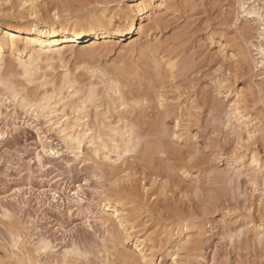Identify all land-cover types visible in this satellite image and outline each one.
<instances>
[{"label": "bare ground", "instance_id": "obj_1", "mask_svg": "<svg viewBox=\"0 0 264 264\" xmlns=\"http://www.w3.org/2000/svg\"><path fill=\"white\" fill-rule=\"evenodd\" d=\"M35 1L19 0L13 6L12 17L23 18L22 24L0 23V98H11L19 107L46 118L51 127L55 126L64 134L70 147L97 164L108 182L100 196L104 211L102 221L107 231L102 249L92 258L91 250L75 247L65 250L64 258L72 260V264H79L83 257L84 264H158L161 259L156 262L155 256L167 243L166 252L173 257L171 264H188L195 225L199 221L196 217L199 205L193 200L186 204L184 199L174 198V188L177 180L190 178L196 183L193 185L197 192L201 191L200 180L206 174L202 176L200 171L207 169L196 139L203 127L211 126L212 133L220 130L221 125L214 122H217L221 107L228 118L227 126L236 137L241 139L243 129L247 130L248 138L261 132L262 148L254 147L256 149L249 154L236 146L235 152L231 150L234 154L231 161L227 160V170L217 164L214 168L211 166L212 170L209 168L208 174L212 173L220 185L215 188L209 183L205 192L200 193L208 203L205 207L215 208L221 196L229 191L232 174L227 177L226 171H232L234 176L244 174L253 182L260 175L264 177V160L261 159L264 113L258 111L261 117H253L248 111L250 102L253 107L259 103L264 109V0H237L235 23L240 18L244 20L239 33L243 35L246 47L238 45L236 48L223 29L206 32L205 41L210 47L217 46L212 53V56L220 57L217 62L228 61L230 64L234 57L240 60L233 64L235 68L226 62V78L212 75L211 81L199 93L202 97L197 99L201 101L196 100L199 102L195 106L191 103V107L190 98H183L184 92L186 94V90L183 92L184 81L192 68L199 67L201 71L202 65L179 48V45L182 47L180 36L173 45L164 43L158 36L164 30V20L175 6L172 7L170 0H134L132 4L125 0H54L45 2L42 8H35ZM187 1L197 6L199 0ZM29 5L28 10H23ZM222 19L227 24V12ZM124 36H129L130 40L120 48L117 58L103 60ZM229 48L232 49L230 54ZM66 54L84 55L89 64L82 68L83 71L67 69L64 73H56L54 64L64 61ZM211 59L203 60L208 66ZM250 68L253 70L250 77L260 80L254 79L257 96L249 92L251 99L241 96L243 87L240 90L234 88L239 72L248 70L250 73ZM36 81L38 86L33 92L29 84ZM41 87L43 89L39 90ZM223 99L227 101L224 107ZM59 103H62L63 111L68 108L74 111L75 118H69L63 111L59 117ZM201 104L206 107L201 110L205 117L202 116L205 119L211 117L212 123L207 119L204 124V119L194 110ZM258 107L254 108L258 110ZM64 117L66 119L62 120ZM254 119H260L259 126L252 123ZM227 121H223L225 125ZM212 136L205 142L223 149L222 138ZM85 144L88 145L83 149ZM112 152L116 153L115 159ZM221 153L217 152V155ZM140 203L147 206L146 211L151 215L156 212L163 217L165 211L173 212L176 220L168 214L171 217L166 220L158 219L164 223L162 228L159 227L163 229L161 232L158 233L159 228L149 231V219H141ZM257 212L256 220L248 218L240 229H236L239 234H244L241 244L237 245L242 250L254 241L264 250V207ZM38 244L28 246V249L32 252L53 251L48 240ZM257 244L253 246L257 248Z\"/></svg>", "mask_w": 264, "mask_h": 264}, {"label": "rangeland", "instance_id": "obj_2", "mask_svg": "<svg viewBox=\"0 0 264 264\" xmlns=\"http://www.w3.org/2000/svg\"><path fill=\"white\" fill-rule=\"evenodd\" d=\"M50 1L54 0H37L35 1V5H37L35 8H42L45 2L49 3ZM170 2L173 4L172 7L175 6L171 8L172 12L170 11L166 20H164L163 25L165 27L163 26L162 28L164 30H161L158 35L160 40L164 43L172 44L180 36L182 47L179 45V48L187 55L191 54L194 59L196 58L194 61L202 65L201 71L199 67H194L187 73V79H185L183 85L184 88L182 87L183 92L186 90L183 98L184 100L190 98L191 107V103L193 104L192 106H195L196 102L201 101L199 99L202 97L200 95L202 88L204 85L205 87L208 85L213 76L226 78L225 68L233 64L236 65V62L240 60L239 57H234L235 62L232 59L230 64L228 61L217 62L220 57L212 56L217 46L213 45L210 47L209 43L205 41L206 32L209 29L216 30V28L218 32H221L223 29L222 32L231 39V44L236 45V48L238 45V47L244 48V37L239 33L244 20L240 18L235 23L238 10L237 0H199L197 1V6L190 5L187 0H170ZM18 3L19 0L18 2L17 0H0V23L18 25L25 22L23 18L12 17L11 12L15 8L13 6ZM125 3L132 4L134 0H125ZM49 6L52 8L51 4ZM176 7L178 10L175 9ZM27 8L29 9L30 5L25 6L23 10H28ZM226 12L228 15L227 24L223 23L225 21L222 19ZM174 29L176 30L174 31ZM165 35H167L166 42L164 41ZM170 36L171 38H169ZM129 40V36L120 38V41L112 46L113 49L107 55L108 57L103 60L117 58L116 54ZM231 50L229 48V54ZM210 56L215 59L212 60ZM66 57V60L64 59V61L54 64L56 73H64L67 69H70L69 71L71 72L83 71L84 69L82 68L87 67L89 64L87 61L88 57L84 55L73 56L66 54ZM209 58L211 61H209L210 63L207 66L204 60H210ZM197 60H201V62H197ZM226 62H228V66ZM251 68L250 73L248 70L246 71L247 73L239 72L234 85L237 90L243 87L241 96L246 95L249 99H251V93L248 95L249 92L255 93L254 95L257 96V86L254 84H256V81H260L257 77L253 79L250 77L253 73ZM36 85L38 86L37 81L30 83L29 88L33 91ZM42 89L43 87L39 88V90ZM223 101L222 106L224 107L227 101L224 99ZM61 104H58L59 117L65 112L69 118H75L76 114L74 111L72 112L70 108L63 111ZM248 104L250 115L253 117L259 115L261 117V114H257V112H262L263 110L264 113L263 107L256 103L254 107L259 106L258 110H256L253 105H250L252 102ZM201 106L194 110L198 115H201L204 119V124H206L208 118L205 119L202 113L206 107L203 108L205 106L203 104ZM60 108L61 110H59ZM218 115V118H216L217 122L215 121L214 123L221 125L219 126L220 130L213 132V134L211 126H208V128L203 127L204 130L202 129L198 134L199 137L197 136L198 139H196L199 142V147L202 148L201 151L206 162L205 168L207 169L206 172L204 170L200 171L202 176L206 174L200 180L202 184L199 183L201 191L197 192V188L193 185L196 183L190 178L180 179L181 181L177 180V185L174 188V190L176 189L174 198H182L184 202L187 201L186 204L189 200H193L199 205L196 208V217L199 221L195 225L194 241L190 251L192 256H189L188 264H264V250L260 245L258 246V242L254 241L257 244V248L253 246L255 243L251 240L253 245L242 250L237 245L241 244V238L244 234L236 232V229L242 227L243 221L249 220L248 218L256 220L257 215H259L257 211L264 207L261 206L264 205V177L260 175V178L257 177L253 182L247 180L248 177L244 174L242 176H234L232 171H226L227 164L233 157V151L231 150L235 152V150L240 148V150H247L250 154L252 149L262 148V139L260 140L262 133L256 132L257 134L255 133L254 138H248L247 130L243 129L240 131L242 134L241 139H238L237 135L230 129L231 127L227 126L228 118L222 107L218 111ZM61 119L64 120L66 117ZM223 121H227L226 125ZM259 122L260 119L252 121L253 124H256L255 126H259L258 124L261 123ZM52 127L46 121V118L39 115L36 116L31 110L19 107L11 98H0V264H12L11 262L14 263V261V264H72V260L64 258L63 252L65 250H71L75 247L82 251L91 250L92 254L90 256L95 258L98 250L103 247L107 231L102 221L104 211L100 204V196L104 189V184H108L107 178L97 168V164H94L93 161L87 159L83 154H78L76 149L67 144L64 134L59 132L55 126ZM250 130H253L252 126ZM209 136H216L219 139L222 138L221 140L223 141L228 140V142L226 141L227 143H225L220 140L223 148L220 150L221 146H213L214 144L205 142ZM224 137L226 138L224 139ZM87 145L85 144L83 149H86ZM236 146L238 147L237 149ZM217 152H222L223 154L217 155ZM213 153L214 155H212ZM102 156H104V151H102ZM111 156L113 159L117 157L114 152L111 153ZM261 159L264 160V153L261 154ZM215 164L222 169H226L227 177L232 174L230 179H232L233 183L229 184V191L227 190L221 196V200L215 208H206L205 206L208 203L200 193L205 192L210 184H212V187L215 186V188L220 185V182L215 181L212 173L208 174V171L212 170L211 166L214 168L215 166L213 165ZM169 202H172V200L169 199ZM139 206L141 207L139 212L142 213L141 219H149L147 220V229L149 231L159 227L162 228L161 226L164 223L160 220H166V218L175 214L165 211L163 217L162 215L159 217L156 212L153 215L147 212L146 205L144 206L140 203ZM246 206H250V208H246ZM168 214L171 216H168ZM176 217L173 216V219L176 220ZM168 222L166 221V223ZM229 228H231V231ZM232 229L234 230L232 231ZM242 229L245 230V227L243 226ZM162 230L160 229L158 233ZM18 234L20 238H18ZM248 234L251 235L250 232ZM43 240L50 241L53 247L52 252L42 250H33L32 252L29 250L30 247H36ZM168 246L169 244H164V248L162 247L163 249L157 252L155 256L156 262L161 259L158 264H171L173 257L166 252ZM23 250H26V253H23ZM24 255H27V257ZM84 263H86V260L83 257L79 264Z\"/></svg>", "mask_w": 264, "mask_h": 264}]
</instances>
